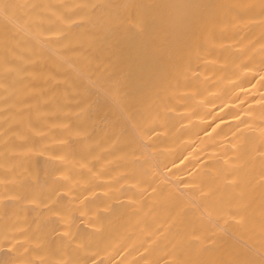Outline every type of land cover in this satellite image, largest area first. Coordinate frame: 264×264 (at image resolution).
Masks as SVG:
<instances>
[{"label":"bare ground","instance_id":"obj_1","mask_svg":"<svg viewBox=\"0 0 264 264\" xmlns=\"http://www.w3.org/2000/svg\"><path fill=\"white\" fill-rule=\"evenodd\" d=\"M0 264H264V0H0Z\"/></svg>","mask_w":264,"mask_h":264}]
</instances>
